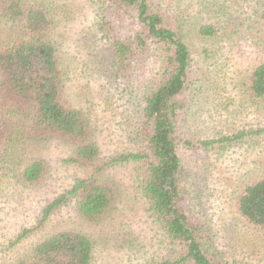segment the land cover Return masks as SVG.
Listing matches in <instances>:
<instances>
[{"label": "rangeland", "instance_id": "1", "mask_svg": "<svg viewBox=\"0 0 264 264\" xmlns=\"http://www.w3.org/2000/svg\"><path fill=\"white\" fill-rule=\"evenodd\" d=\"M37 1L51 18L48 36L57 45L64 96L88 114L101 155L134 150L135 144L125 138L123 114L127 99L132 102L133 97L117 81L110 48L96 27L99 4L96 0ZM163 2L170 15L181 16L191 51L185 106L178 119L182 205L190 220L212 237L219 259L264 264V231L247 225L235 208L243 188L264 177V129L210 148L198 145L243 129L264 128V97L251 99L239 88L240 77L264 58L263 0ZM106 13L112 31L126 33L134 27L130 20L113 23L110 10ZM202 16L217 25L216 35L196 34ZM8 26L0 17V38ZM143 55L137 72L145 81L155 75L157 63ZM0 144V264H15L35 242L58 230L81 231L94 240L91 264H144L166 252V239L138 190L134 164L112 165L103 172L115 182L118 193L101 219L85 220L69 199L37 225L41 209L87 170L65 161L71 145L56 137L17 135L15 143ZM29 157L42 158L47 172L38 182L22 184L13 178L12 168ZM24 230L28 232L22 234Z\"/></svg>", "mask_w": 264, "mask_h": 264}, {"label": "trees", "instance_id": "2", "mask_svg": "<svg viewBox=\"0 0 264 264\" xmlns=\"http://www.w3.org/2000/svg\"><path fill=\"white\" fill-rule=\"evenodd\" d=\"M33 1L37 0H0V17L9 23L0 38V143H15L17 135L56 137L71 145L65 161L87 170L41 209L37 225L69 199L85 220L101 219L118 193L115 182L103 172L112 165L131 163L136 167L138 190L167 244L162 257L144 264H230L216 256L212 237L190 220L182 205L178 119L185 106L191 51L181 16L170 15L162 0H96V27L110 48L115 77L123 82V92L133 97L132 102L127 99L123 114L126 141L135 144L134 150L101 155L88 114L64 96L57 45L48 36V10L42 2ZM107 9L113 23L130 20L134 27L126 33L112 31ZM195 32L206 38L216 35L219 28L202 16ZM146 53V59L153 57L157 67L155 75L143 81L137 71ZM239 83L247 97H264V58L250 66ZM263 129H243L201 140L198 145L210 148ZM12 171L19 183H35L45 177L47 165L42 158L29 157ZM235 208L247 225L264 231V177L243 188ZM94 247V240L81 231L58 230L35 242L15 264H91Z\"/></svg>", "mask_w": 264, "mask_h": 264}]
</instances>
